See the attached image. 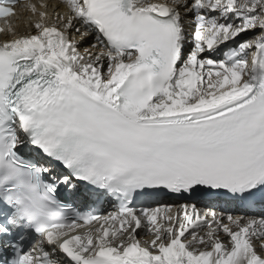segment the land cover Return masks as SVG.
<instances>
[{"label": "snow or ice", "instance_id": "1", "mask_svg": "<svg viewBox=\"0 0 264 264\" xmlns=\"http://www.w3.org/2000/svg\"><path fill=\"white\" fill-rule=\"evenodd\" d=\"M18 4L0 264H264V0Z\"/></svg>", "mask_w": 264, "mask_h": 264}, {"label": "bare ground", "instance_id": "2", "mask_svg": "<svg viewBox=\"0 0 264 264\" xmlns=\"http://www.w3.org/2000/svg\"><path fill=\"white\" fill-rule=\"evenodd\" d=\"M29 14L27 13L26 15H25V17L27 18V16H28ZM26 21H27V19L22 23V22H20L19 23V29L21 30V31H24V30H26ZM245 39H246V37H245ZM168 203H176V202H174V201H169ZM141 237L142 238H144V239H149L150 237H145L144 235H143V233H141Z\"/></svg>", "mask_w": 264, "mask_h": 264}, {"label": "rangeland", "instance_id": "3", "mask_svg": "<svg viewBox=\"0 0 264 264\" xmlns=\"http://www.w3.org/2000/svg\"><path fill=\"white\" fill-rule=\"evenodd\" d=\"M246 38H248V37H246Z\"/></svg>", "mask_w": 264, "mask_h": 264}]
</instances>
